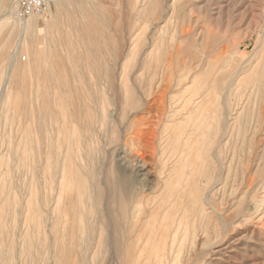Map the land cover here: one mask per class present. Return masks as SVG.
Instances as JSON below:
<instances>
[{
	"label": "rangeland",
	"instance_id": "obj_1",
	"mask_svg": "<svg viewBox=\"0 0 264 264\" xmlns=\"http://www.w3.org/2000/svg\"><path fill=\"white\" fill-rule=\"evenodd\" d=\"M154 1L68 6L55 53L64 67L56 80V95L67 105L61 111L48 109L49 81L42 84L47 99L35 100L36 75L25 86H10L11 108H4L19 38L8 41L7 29L0 33L1 264H264V0ZM90 2H96L91 32L83 35L82 51L74 50L65 28L81 24L78 6ZM3 16L0 8V22Z\"/></svg>",
	"mask_w": 264,
	"mask_h": 264
},
{
	"label": "bare ground",
	"instance_id": "obj_2",
	"mask_svg": "<svg viewBox=\"0 0 264 264\" xmlns=\"http://www.w3.org/2000/svg\"><path fill=\"white\" fill-rule=\"evenodd\" d=\"M0 1H2V3L0 4V8L4 11V16H3V19H2V21L0 22V33L1 32H4V30L5 29H7V33L9 34L8 35V41H10L11 39L13 40L14 38H19V41H18V48L16 49V52H15V54L14 55H12V56H10V58H9V61H11V70H10V72L8 73V80H7V88L4 90V93L3 94H5L4 95V97H2L1 98V100L3 101V103H5L6 104V106H4V108L6 107H8V108H11V101L13 100V98H12V96H11V94H12V90H11V88H10V86L13 84V83H15L16 81L18 82V84L19 85H21V86H25V84H27V82H26V79L29 77V76H34V75H36L37 76V81H36V83H35V88H36V90H35V93L38 95L37 96V99H35V100H37V102H43L44 103V100H46L43 96L41 97V93L43 92V89H42V84H45V86L47 85V83L45 82V81H49V92H50V94L51 95H54L53 97L51 96V101H52V104H51V101L49 102V106H48V109L50 110V109H56V110H60L61 111V109H63V107H62V105H63V103L65 102L64 100H65V98L63 97V99H60L59 97H57V90H58V83H57V79H59L58 78V76H59V74L57 73V71L58 72H60L61 73V70H63L64 69V67H63V65H59L58 64V62L57 61H55V58H56V52H59V49H60V44H61V41H62V39L61 38H63V34H62V29H61V27L62 26H64L65 25V23H64V16L66 15V13L68 12V6H70V8H71V6L74 4V2L75 1H78V0H51V2H50V6H49V9H48V11H47V13H48V18H47V15H45V14H42V15H34V16H32V17H30L29 19H27V20H22V19H20L19 17H18V14H17V7H16V0L14 1V0H0ZM79 1H81V0H79ZM96 1V0H95ZM84 2V1H83ZM95 4H96V2H90V4L89 5H87L86 7H81V6H78L79 8V15H80V19L79 18H77V20H78V22H79V20H81L80 21V25H76V24H69V25H67V28H65V29H67V31H66V36H67V41H68V44L72 47V48H74V50H79V51H82V48L80 49V47H83V45L85 44V40H84V37H83V35L85 36H87L88 34H89V32H91V27H90V25H89V11L90 10H94L95 9ZM157 4V1L155 0L154 1V5H156ZM79 5V4H78ZM73 7V6H72ZM69 8V9H70ZM74 10V9H73ZM72 10V11H73ZM97 11V10H96ZM46 13V14H47ZM95 13V12H94ZM74 14V13H73ZM96 14H97V12H96ZM72 16H74V19H75V15H72ZM100 16V15H99ZM98 16V17H99ZM72 18V17H71ZM76 22V21H75ZM40 23H43V28H39V25H40ZM101 23V22H100ZM102 24V23H101ZM97 26H99L100 27V25L98 24ZM102 29V28H101ZM42 31V32H41ZM58 33H60L61 34V36L59 37L58 36ZM7 41V42H8ZM9 43V42H8ZM87 43V42H86ZM10 44V43H9ZM5 44H3V46H4ZM8 45V44H7ZM87 45H88V43H87ZM78 47V48H77ZM5 48H7V46L5 47ZM89 48V47H88ZM65 50V49H64ZM73 50V51H74ZM4 52L5 50H4V48H3V50H1V52ZM27 54L28 56H29V58H30V61H29V58L27 57V59H28V61H26V62H24L23 60H22V57L19 59L18 58V55L19 54ZM61 53V52H60ZM66 53V52H65ZM26 55V56H27ZM63 56V55H62ZM68 56V55H67ZM64 57V56H63ZM66 57V56H65ZM69 57V56H68ZM86 57V56H85ZM70 58V57H69ZM88 59H90L89 57H88ZM69 61H70V59H68ZM84 60V59H83ZM91 61V60H90ZM28 62V63H27ZM52 62H54V64L52 63ZM86 62V61H85ZM67 63V62H66ZM67 65H68V63H67ZM93 65V64H92ZM87 66V65H86ZM98 66V65H97ZM95 67V66H94ZM69 69V68H68ZM72 70H74V69H72ZM124 73V72H123ZM58 74V75H57ZM76 74V73H75ZM79 74V73H78ZM77 75V74H76ZM75 75V76H76ZM98 76V75H97ZM126 76V75H125ZM123 77H124V75H123ZM73 78V77H72ZM126 78V77H125ZM125 78H123L124 80H125ZM91 79V78H90ZM71 80V79H70ZM93 82V81H92ZM23 84V85H22ZM8 85H9V87H8ZM19 85H18V88H19ZM44 86V87H45ZM6 87V86H5ZM43 87V88H44ZM18 88H14V89H18ZM80 88V87H79ZM128 88V91L130 90V88L129 87H127ZM22 90H23V88H22ZM25 90V89H24ZM127 91V90H126ZM194 91V90H193ZM14 92V91H13ZM26 91H24V93H25ZM46 92V91H45ZM20 93V92H19ZM23 93V94H24ZM47 93V92H46ZM130 93H132V92H129V94ZM14 94V93H13ZM62 94V93H61ZM45 95V94H44ZM210 95V94H209ZM208 95V96H209ZM36 96V95H35ZM61 96H63V95H61ZM128 96H132V95H128ZM127 96V97H128ZM105 98V97H104ZM50 99V98H49ZM96 99V98H95ZM131 100H132V98H130ZM130 100V101H131ZM66 101H67V99H66ZM109 101V100H108ZM134 100H132V102H131V104L132 103H134L133 102ZM16 102V101H15ZM22 102V101H21ZM104 101L102 100V103H103ZM205 102V101H204ZM203 102V103H204ZM77 103V102H76ZM129 103V102H128ZM205 103H207V102H205ZM22 104V103H21ZM24 104V103H23ZM26 104V103H25ZM47 104V103H46ZM45 104V105H46ZM104 104V103H103ZM102 104V105H103ZM110 104V103H109ZM130 105V104H129ZM15 106V105H14ZM40 106V105H39ZM42 106H44V105H42ZM77 106V105H76ZM104 108H106V106H107V104L105 103L104 104ZM205 108H207L208 109V107H209V105L207 104V106L208 107H206V104L205 105H203ZM202 106V107H203ZM2 107V106H1ZM38 107V106H37ZM41 107V106H40ZM39 107V108H40ZM46 107V106H45ZM65 107H67V105H66V102H65ZM72 107H74V106H72ZM78 107V106H77ZM98 107V106H97ZM199 107V106H198ZM200 107H201V104H200ZM218 107V106H217ZM217 107H216V110H217ZM16 108V107H15ZM23 108H25L24 106H23ZM27 108H28V106H27ZM29 108H30V106H29ZM75 108V107H74ZM102 108H103V106H102ZM108 108V107H107ZM106 108V109H107ZM197 108V107H196ZM66 109H68V108H66ZM70 109V108H69ZM73 109V108H72ZM86 109V108H85ZM101 109V108H100ZM109 109V108H108ZM201 109V108H200ZM212 109H213V107H212ZM2 110V109H1ZM4 110V109H3ZM13 110H14V108H13ZM46 110V108L44 109V111ZM215 110V111H216ZM7 111V110H6ZM42 111V110H41ZM89 111V110H88ZM98 111V110H97ZM108 111V110H107ZM198 111H200L199 109H198ZM197 111V112H198ZM205 111V110H204ZM213 111H214V109H213ZM218 111V110H217ZM8 112V111H7ZM7 112H5V113H7ZM15 111H13V113H14ZM46 112V111H45ZM44 112V113H45ZM68 112H69V110H68ZM74 112V109H73V111H72V113ZM193 112H196V109H195V111H193ZM193 112H192V114H193ZM206 112V111H205ZM41 113V112H40ZM200 113H202V112H200ZM204 113V112H203ZM2 114V113H1ZM39 114V113H38ZM47 114V113H46ZM61 114V113H60ZM69 114V113H68ZM207 114V113H206ZM6 115V114H5ZM10 115V114H9ZM28 115H30V114H28ZM74 115V114H73ZM194 115V114H193ZM196 115V114H195ZM198 116H199V114H197ZM196 115V116H197ZM204 115V114H203ZM203 115H202V117H203ZM88 117H92L91 116V114H89L88 113V115H87ZM195 116V117H196ZM6 117H8L7 115H6ZM29 117V116H28ZM194 117V118H195ZM205 117V116H204ZM207 117V116H206ZM210 117L211 116H209V119H210ZM37 118H38V116H37ZM56 118V116L54 117V119ZM46 119H47V117H46ZM192 119H193V117H192ZM201 119V118H200ZM199 119V120H200ZM214 119H215V117H214ZM28 120H29V118H28ZM39 120V119H38ZM37 120V121H38ZM195 120H198L197 119V117H196V119ZM204 120H205V118H204ZM45 121V120H44ZM191 121V120H190ZM189 121V122H190ZM193 121V120H192ZM211 121H212V119H211ZM218 121V120H217ZM1 122V121H0ZM27 122V121H26ZM206 122V121H205ZM215 122V121H214ZM214 122H213V125H214ZM25 123V122H24ZM43 123V122H42ZM52 123V122H51ZM51 123L49 122L48 124L49 125H51ZM56 123V122H55ZM186 123H188V122H186ZM193 123H195V122H193ZM192 123V124H193ZM197 123H199V122H197ZM219 123V122H218ZM70 124V123H69ZM76 124V123H75ZM191 124V125H192ZM202 124H203V122H202ZM201 124V125H202ZM209 124H210V121H209ZM212 124V123H211ZM200 125V124H199ZM200 125V126H201ZM207 125H208V122H207ZM217 123H216V126L215 127H217ZM43 126V125H42ZM70 126V125H69ZM76 126H77V124H76ZM82 126V125H81ZM198 126V125H197ZM203 126V125H202ZM212 126V125H211ZM57 128V127H56ZM70 128V127H69ZM73 128V127H72ZM192 128H194V127H192ZM201 128V127H200ZM208 128V127H207ZM210 128V127H209ZM208 128V129H209ZM195 129H196V133L199 131V130H197V127H195ZM77 130V129H76ZM76 130H71L70 131V134H72L71 135V140H75V142L77 141V143H78V140H77V138H78V136H77V132H76ZM57 131V130H56ZM79 131V130H78ZM200 131H201V129H200ZM211 130L209 129L208 130V135H209V132H210ZM38 132H40V131H38ZM69 132V131H68ZM41 133V132H40ZM80 133H81V131H80ZM79 133V134H80ZM190 133V132H189ZM193 133H194V131H193ZM82 134V133H81ZM85 134V133H84ZM176 134H178V133H176ZM203 134V133H202ZM58 135V134H57ZM56 135V137H57V139H58V136ZM87 135V137L89 136L88 134H86ZM206 135V134H205ZM91 136V135H90ZM183 136V135H182ZM41 137V136H40ZM83 137V136H82ZM138 137V136H137ZM192 137V136H191ZM81 138V136H79V139ZM92 138V137H91ZM173 138V137H172ZM195 138V137H194ZM200 138H201V136H200ZM208 138V137H207ZM210 138V137H209ZM53 139V138H52ZM57 139H56V141H57ZM83 139V138H82ZM87 139V138H86ZM177 139V138H176ZM178 139H179V137H178ZM202 139H204V138H202ZM201 139V140H202ZM47 140V139H46ZM55 140V139H54ZM88 140H89V138H88ZM173 140H175V139H173ZM26 141V140H25ZM177 141V140H176ZM189 141H190V139H189ZM188 141V142H189ZM196 141H198V140H196ZM202 141H204V140H202ZM201 141V144L202 145H206V144H203V143H205V142H202ZM207 141H208V139H207ZM206 141V142H207ZM79 142H82V141H80L79 140ZM91 142V141H90ZM169 142V141H168ZM175 142V141H174ZM186 142V141H185ZM69 143H71V141H69ZM84 143V142H83ZM177 143V142H176ZM208 143V142H207ZM67 144V143H66ZM89 144V143H88ZM93 144V143H92ZM91 144V145H92ZM186 144V143H185ZM200 144V145H201ZM76 144H74V146H75ZM177 146V145H176ZM197 146V145H196ZM199 146V145H198ZM57 147V146H56ZM88 147H90V145L88 146ZM92 147H93V145H92ZM187 148H188V145L186 146ZM205 147V146H204ZM74 148H76V147H74ZM78 148V147H77ZM79 148H81V147H79ZM183 148H184V146H183ZM186 148V149H187ZM189 148H190V146H189ZM202 148V146L200 147V149ZM49 149V148H48ZM91 148H89V150H90ZM199 149V148H198ZM198 149H197V151H198ZM64 150V149H63ZM71 150V149H70ZM79 150H81V149H79ZM79 150L77 149V152H79ZM50 151V150H49ZM54 151H56L57 152V150H54ZM62 151V150H61ZM66 151H67V148H66ZM75 151V150H74ZM182 151H184V150H182ZM28 152V150H27V147H25V150H24V154H28L27 153ZM64 152V151H63ZM70 152V151H69ZM77 152H75V153H77ZM196 152V151H195ZM82 153V152H81ZM187 153V152H186ZM204 153V152H203ZM52 154H54V153H52ZM64 154V153H63ZM63 154L61 153V159L63 158ZM83 154V153H82ZM190 154V153H189ZM196 154H199V153H197L196 152ZM68 155V154H67ZM79 155H80V152H79ZM23 156V155H22ZM69 156V155H68ZM77 156V155H76ZM75 155H74V157H76ZM55 157V156H54ZM65 157V156H64ZM83 157H84V155H83ZM187 157V156H186ZM24 158V161H25V157H23ZM53 158V157H52ZM81 158V157H80ZM85 158V157H84ZM180 158V157H179ZM54 159V158H53ZM57 159V158H56ZM68 159V158H67ZM78 159V158H77ZM86 159V158H85ZM84 159V160H85ZM197 159H198V155H197ZM197 159H196V161H197ZM63 160H64V158H63ZM183 160V159H182ZM74 163H75V158H74ZM79 161H80V159H79ZM181 161V160H180ZM185 161V160H184ZM192 161H193V159H192ZM47 162V161H46ZM58 162V161H57ZM84 162L85 161H83L82 163H83V165H81V166H84ZM54 163H56V161H54ZM60 163V162H59ZM77 163V162H76ZM143 163V162H142ZM180 162H178V164H179ZM25 164H26V161H25ZM64 164V163H63ZM63 164H61V166L63 165ZM67 164V163H66ZM23 165V164H22ZM55 165H57V164H55ZM78 165V164H77ZM86 165V164H85ZM189 165V164H188ZM191 165H192V163H191ZM49 166V165H48ZM51 167H52V165H50ZM60 166V167H61ZM63 167V166H62ZM61 167V168H62ZM80 167V166H79ZM78 167V169H80ZM87 167V166H86ZM193 167V165L191 166V168ZM196 167V166H195ZM195 167H193L194 168V170H195ZM55 168H57L56 166H55ZM83 169H84V167H82ZM180 168V167H179ZM186 168V167H185ZM197 168V167H196ZM53 169V168H52ZM177 169V168H176ZM37 170V169H36ZM46 170H47V168H46ZM43 171V170H42ZM48 171V170H47ZM56 171V170H55ZM61 171H62V169H61ZM60 171V172H61ZM174 171V170H173ZM173 171H172V173H173ZM177 171V170H176ZM176 171H174V172H176ZM184 171V170H183ZM187 171V169L184 171V172H186ZM188 171H190V173L192 172L191 170H188ZM196 171V170H195ZM59 172V171H58ZM112 172V171H111ZM115 172H117V171H115ZM194 172V171H193ZM35 173H36V171H35ZM52 173V172H51ZM187 173V172H186ZM199 173V172H198ZM37 174V175H36ZM35 175L38 177V172L36 173ZM49 174V173H48ZM117 174V173H116ZM184 174L185 173H183V176H184ZM188 174V173H187ZM201 174V173H200ZM35 175H34V177H35ZM52 175V174H51ZM53 175H54V172H53ZM59 175H60V173H59ZM118 175H119V173H118ZM117 175V177H120V175L118 176ZM66 176H67V170L66 169H64V171H63V179H62V182H61V187H60V184H59V187H60V189H62L61 191H62V196H64L65 197V195H66V192H67V187H68V185H67V179H66ZM75 176V175H74ZM108 176V175H107ZM182 176V175H181ZM190 176H192V175H190ZM194 176H195V174H194ZM198 176V175H197ZM32 177V176H31ZM33 177V181L31 182V183H33L34 182V178ZM173 177V176H172ZM185 177V176H184ZM196 177V176H195ZM194 177V178H195ZM62 178V177H61ZM80 178V177H79ZM78 178V179H79ZM109 178V177H108ZM113 178V177H112ZM174 178H175V176H174ZM173 178V179H174ZM189 178V177H188ZM187 178V179H188ZM4 179H5V177H4ZM32 179V178H31ZM116 179V178H115ZM114 179V180H115ZM118 179V178H117ZM185 179V178H184ZM196 179V178H195ZM38 180V179H37ZM61 180V179H60ZM59 180V181H60ZM186 180V179H185ZM194 180V179H193ZM51 181V180H50ZM113 181V180H112ZM178 181V180H177ZM191 181V180H190ZM195 181V180H194ZM3 182H4V180H3ZM77 182H80V180L79 181H77ZM101 182V184L103 185V182L102 181H100ZM106 182H108V181H106ZM109 182H111V180L109 181ZM108 182V183H109ZM117 182V181H116ZM134 182V181H133ZM181 182L182 181H180V183L179 184H181ZM193 182V181H192ZM26 183V182H25ZM30 183V184H31ZM51 182H49V184H50ZM105 183V182H104ZM113 183V182H112ZM121 183V182H120ZM184 184H183V186L185 185V182H183ZM195 183V182H194ZM197 183V182H196ZM53 184V183H52ZM56 184V183H55ZM78 184V183H77ZM128 184V183H127ZM178 184V185H179ZM191 184V183H190ZM198 184V183H197ZM4 185H5V183H4ZM38 185V184H37ZM57 185V184H56ZM79 185V184H78ZM98 185H100V184H98ZM109 185H111V184H109ZM119 185V184H118ZM121 185V184H120ZM171 185V184H170ZM176 185H177V183H176ZM176 185H174V187L176 186ZM26 186V185H25ZM53 186V185H52ZM58 186V185H57ZM79 186H81V185H79ZM198 186V185H197ZM7 187V186H6ZM30 187V186H29ZM47 187V186H46ZM45 187V188H46ZM50 187V186H49ZM54 187H55V185H54ZM54 187H52V188H54ZM58 187V188H59ZM78 187V186H77ZM87 187V186H86ZM100 187H101V185H100ZM111 187H112V185H111ZM114 187V186H113ZM189 187H192V186H189ZM188 186H187V188H189ZM39 188V187H38ZM102 188V191H103V188L104 187H101ZM101 188H100V190H101ZM2 189V188H1ZM0 189V190H1ZM78 189V188H77ZM106 189V188H105ZM114 189V188H113ZM113 189H110L111 191H113ZM120 189V188H119ZM127 189V188H126ZM130 189H133V188H130ZM184 189V188H183ZM3 190L5 191L6 189H4V187H3ZM8 190V189H7ZM31 190V189H30ZM30 190H29V193H30ZM88 190V189H87ZM109 190V189H108ZM121 190V189H120ZM120 190H118V191H120ZM179 190V189H178ZM177 190V191H178ZM186 190V189H185ZM127 191V190H126ZM132 191H134V189L132 190ZM176 191V192H177ZM184 191V190H183ZM187 191V190H186ZM195 191V190H194ZM199 191V190H198ZM49 192V191H48ZM54 192V191H53ZM81 192V191H80ZM84 192V191H83ZM101 192V191H100ZM175 192V191H174ZM188 192H189V190H188ZM111 193V192H110ZM113 193H114V191H113ZM121 193V192H120ZM130 193V192H129ZM180 194H181V192H179ZM20 194V193H19ZM39 194H40V192H39ZM84 194V193H83ZM118 195H119V192L117 193ZM126 194H128V193H124L123 192V194L122 195H125L126 196ZM192 194V193H191ZM0 195H1V192H0ZM30 195V194H29ZM82 195V194H81ZM99 195V194H98ZM135 195V194H134ZM178 194H175V196H177ZM183 195V194H182ZM181 195V196H182ZM1 196H3V195H1ZM6 196L7 195H5V197L4 198H6ZM31 197H32V194L30 195ZM41 196V195H40ZM111 196H112V193H111ZM135 196H137V195H135ZM140 196V195H139ZM142 196H144V195H142ZM174 196V197H175ZM191 196H193V195H191ZM12 197V196H11ZM33 197H35V196H33ZM39 199H41L39 196H37ZM88 197H89V195H88ZM97 197V196H96ZM102 197L103 196H101V199H102ZM118 197V196H117ZM127 197V196H126ZM125 197V198H126ZM206 197H207V195H206ZM36 198V197H35ZM50 198V197H49ZM59 198H60V195H59ZM95 197H93V199H94ZM99 198V197H98ZM113 198V197H112ZM119 198H120V196H119ZM124 198V199H125ZM194 198V197H193ZM17 199V198H16ZM47 199V198H46ZM61 199L63 200V198L61 197ZM92 199V200H93ZM118 199V198H117ZM128 199H130V198H128ZM143 199H145V198H143L142 197V200ZM174 199V198H173ZM198 199V198H197ZM207 198H205V200H206ZM13 200V199H12ZM60 200V199H59ZM97 200V199H96ZM119 200V199H118ZM126 201H127V198L125 199ZM124 200V201H125ZM181 200V199H180ZM208 200V199H207ZM1 201V200H0ZM3 201V200H2ZM1 201V202H2ZM35 201V200H34ZM34 201H32V203L34 202ZM41 201V200H40ZM90 201V200H89ZM99 201V200H98ZM97 201V202H98ZM103 201V200H102ZM36 202H37V200H36ZM43 202V201H42ZM85 202H87V201H85ZM97 202H96V204H97ZM111 202V204H112V201H110ZM136 202H138V201H136ZM206 202V201H205ZM4 203V202H3ZM35 203V202H34ZM57 203V202H56ZM58 203H61V202H58ZM57 203V204H58ZM92 203H93V201H92ZM99 203V202H98ZM126 203V202H125ZM207 203V202H206ZM1 204V203H0ZM56 204V205H57ZM95 204V203H94ZM118 205H119V202L117 203ZM127 204H129V202L127 203ZM137 204V203H136ZM142 204H143V201H142ZM141 204V205H142ZM7 205V204H6ZM26 205V204H25ZM37 205H38V203H37ZM93 205V204H92ZM113 205V204H112ZM139 206H141L140 204H138ZM138 205H136V206H138ZM7 206H9V205H7ZM31 206V205H30ZM32 206H33V204H32ZM42 206V205H41ZM87 206H88V203H87ZM95 206V205H94ZM93 206V207H94ZM97 206V205H96ZM114 206V205H113ZM128 206V205H127ZM132 206V205H131ZM194 206V205H193ZM118 207V206H117ZM28 208V207H27ZM32 208V207H31ZM37 208H39V207H37ZM56 208V207H55ZM54 208V209H55ZM96 208H99V207H96ZM139 208V207H138ZM145 208V207H144ZM159 208H160V206H159ZM42 209V208H41ZM115 209V208H114ZM128 209H130V208H128ZM136 210H137V207L135 208ZM140 209H141V207H140ZM157 209H158V207H157ZM35 210V209H34ZM133 210V209H132ZM143 210H146V209H143ZM142 210V211H143ZM31 211V210H30ZM54 211H56V210H54ZM112 211V210H111ZM134 211V210H133ZM35 212V211H34ZM114 212V211H113ZM120 212V211H119ZM135 212H137V211H135ZM138 212H139V210H138ZM137 212V213H138ZM153 212V211H152ZM155 212V211H154ZM33 213V212H32ZM80 213V212H79ZM35 214V213H34ZM36 214H38V213H36ZM36 214H35V216H36ZM60 214H61V212H60ZM82 214V213H81ZM86 214V213H85ZM140 215H142V213H141V210H140V213H139ZM64 215V214H63ZM90 215V214H89ZM114 215V214H113ZM137 215V214H136ZM154 215V214H153ZM48 216V215H47ZM96 216V215H95ZM55 217H57V216H54V218ZM89 217H92V215L91 216H89ZM118 217H119V215H118ZM61 218V217H60ZM75 218H76V220L78 221V222H80L79 221V219L81 220L82 219V217H77V216H75ZM79 218V219H78ZM85 218H86V216H85ZM96 218V217H95ZM116 218V217H115ZM122 218V217H121ZM193 218V217H192ZM2 219H4V218H2ZM32 220H34L35 219V217H33V218H31ZM36 219H38L37 217H36ZM35 219V220H36ZM123 219V218H122ZM125 219V218H124ZM123 219V221H125ZM151 219V218H150ZM160 219V218H159ZM34 220V221H35ZM83 220V219H82ZM42 221V220H41ZM84 221V220H83ZM92 221H94V220H92ZM122 221V220H121ZM150 221V220H149ZM32 222V221H31ZM43 222V221H42ZM85 222V221H84ZM119 222H120V219H119ZM151 222V221H150ZM38 223V222H37ZM82 224H83V222H81ZM118 223V222H117ZM193 223V222H192ZM39 224V223H38ZM44 224V223H43ZM68 224V223H67ZM2 225V224H1ZM36 225V224H35ZM41 225V224H40ZM48 225V224H47ZM52 225H53V223H52ZM84 225V224H83ZM120 225V224H119ZM192 225L193 224H191V230H192ZM29 226V225H28ZM41 226H43V225H41ZM85 226H87V225H85ZM194 226H195V224H194ZM1 227V226H0ZM46 227V226H45ZM81 227H82V225H81ZM149 227H150V225H149ZM54 228V227H53ZM85 228V227H84ZM196 227H194L193 228V231L194 230H197V229H195ZM57 229H59V228H57ZM82 229H83V227H82ZM87 229V228H86ZM122 229V228H121ZM155 229V228H154ZM31 230H34L33 229V227H32V229ZM54 230V229H53ZM84 230V229H83ZM147 230V229H146ZM172 230V229H171ZM28 231H29V229H28ZM48 231V230H47ZM80 231V230H79ZM86 230H84V232H85ZM125 231V230H124ZM23 232V231H22ZM26 232H27V230H26ZM25 232V234H27ZM36 232V231H35ZM81 232H82V230H81ZM150 232V231H149ZM160 232V231H159ZM186 232V231H185ZM185 232H183V233H185ZM198 232V231H197ZM2 233H3V231H2ZM5 233V232H4ZM31 233V232H30ZM32 233H33V231H32ZM31 233V234H32ZM53 233H54V231H53ZM61 233H62V231H61ZM183 233H182V235H183ZM189 233V232H188ZM188 233H186V234H188ZM56 234V233H55ZM54 234V235H55ZM66 235L68 234V233H65ZM80 234V233H79ZM124 234V233H123ZM148 234V233H147ZM159 234V233H158ZM186 234H184L185 236H186ZM194 234H195V231H194ZM36 235V234H35ZM34 235V236H35ZM38 235V234H37ZM82 235H83V233H82ZM115 235H116V233H115ZM183 235V236H184ZM196 235V234H195ZM194 235V236H195ZM25 236V235H24ZM116 236H119V235H116ZM3 237H5L4 236V234H3ZM27 237V236H26ZM31 237H32V235H31ZM31 237H30V239H31ZM36 237V236H35ZM38 237V236H37ZM52 237V236H51ZM56 237H57V235H56ZM61 237V236H60ZM67 237V236H66ZM81 237V236H80ZM80 237H79V239H80ZM120 237V236H119ZM151 237V236H150ZM159 237V236H158ZM182 237V236H181ZM2 238V237H1ZM0 238V239H1ZM25 238V237H24ZM42 238V237H41ZM68 238V237H67ZM82 238H83V236H82ZM81 238V239H82ZM5 239V238H4ZM26 239V238H25ZM34 239V238H33ZM57 239V238H56ZM174 239V238H173ZM184 239H185V237H184ZM187 239V238H186ZM36 240V239H35ZM39 240V239H38ZM142 240V239H141ZM193 240H194V237H193ZM34 241V240H33ZM57 241V240H56ZM65 241V240H64ZM115 241V240H114ZM7 242V241H6ZM35 242V241H34ZM38 242H40V241H38ZM139 242V241H138ZM141 242V241H140ZM153 242H155V241H153ZM157 242V241H156ZM183 241H180V243L181 244H183L182 243ZM0 243H2V242H0ZM32 243V242H31ZM115 243V242H114ZM185 243H186V240H185ZM24 244H25V242H24ZM23 244V245H24ZM28 244V243H27ZM36 244V243H35ZM35 244H34V247L33 248H35ZM117 244V243H116ZM153 244H155V243H153ZM7 245V244H6ZM30 245V244H29ZM28 245V246H29ZM32 245V244H31ZM37 245H38V243H37ZM172 245V244H171ZM4 246V245H3ZM15 246V245H14ZM22 246V245H21ZM61 246V245H60ZM148 246V245H147ZM24 247V246H23ZM30 247V246H29ZM56 247V246H55ZM118 247V246H117ZM119 247H121V246H119ZM182 247V246H181ZM181 247H179V248H181ZM122 248V247H121ZM0 249H1V247H0ZM2 249H3V247H2ZM5 249H6V247H5ZM10 249H11V247H10ZM31 249V248H30ZM123 249V248H122ZM121 249V250H122ZM2 251V250H1ZM6 251H9V250H6ZM19 251V250H18ZM32 250H30V252H31ZM35 251H36V249H35ZM116 251V250H115ZM171 251V250H170ZM5 252V251H4ZM4 252H2V254H1V252H0V255H3L4 256ZM14 252V251H13ZM21 252H22V250H21ZM20 252V253H21ZM24 252H26L25 250H24ZM24 252H22V257H24V255H26L27 256V254H25ZM176 252H178V251H176ZM181 252V251H180ZM10 253V252H9ZM16 253V252H15ZM23 253H24V255H23ZM118 253H120V252H118ZM117 253V254H118ZM123 253H125V252H123ZM122 253V254H123ZM7 254V253H6ZM19 254V253H18ZM30 254V253H29ZM150 254V253H149ZM149 254H148V258H149ZM181 254H182V252H181ZM180 254V255H181ZM10 255V254H9ZM11 255H12V253H11ZM10 255V256H11ZM120 255V254H119ZM119 255H117V256H119ZM154 255H155V253H154ZM16 256V255H15ZM25 256V257H26ZM31 256V255H30ZM32 256H34L33 255V251H32ZM121 256V255H120ZM171 256V255H170ZM177 256V255H176ZM178 256H179V254H178ZM14 257V256H13ZM146 257V256H145ZM154 257V256H153ZM156 257V256H155ZM179 257H181V256H179ZM0 258H3L2 256L0 257ZM15 258V257H14ZM126 258V257H125ZM160 258V257H159ZM11 259H12V257H11ZM28 259H31V258H28ZM1 260V259H0ZM146 260V259H145ZM1 262V261H0ZM11 262V261H10ZM138 262H139V259H138ZM178 262V261H177ZM1 264V263H0ZM27 264V263H26ZM56 264H57V262H56Z\"/></svg>",
	"mask_w": 264,
	"mask_h": 264
},
{
	"label": "built area",
	"instance_id": "obj_3",
	"mask_svg": "<svg viewBox=\"0 0 264 264\" xmlns=\"http://www.w3.org/2000/svg\"><path fill=\"white\" fill-rule=\"evenodd\" d=\"M17 14L22 20H27L34 15L46 14L51 0H16ZM24 62L27 56L22 57Z\"/></svg>",
	"mask_w": 264,
	"mask_h": 264
}]
</instances>
